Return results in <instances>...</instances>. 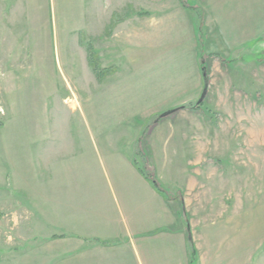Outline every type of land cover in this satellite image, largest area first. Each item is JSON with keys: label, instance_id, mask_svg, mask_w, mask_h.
Here are the masks:
<instances>
[{"label": "rangeland", "instance_id": "rangeland-1", "mask_svg": "<svg viewBox=\"0 0 264 264\" xmlns=\"http://www.w3.org/2000/svg\"><path fill=\"white\" fill-rule=\"evenodd\" d=\"M250 1L256 12L255 47L238 50L249 53L254 48L256 62L252 60L253 52L238 62L236 54H216L217 39L205 38L206 32L197 33L202 73L209 90L202 116H198L202 117L203 127L207 122L209 132L206 160L193 167L186 160L192 153V157L199 158L204 151L162 150V155L168 153L170 166L161 161L152 165L146 161L145 165L168 198L179 200L177 197L181 196L183 203L184 195L190 197L192 223L202 234L198 237L203 246V264H216L218 258L234 260L233 264H264V0ZM177 2L183 6L179 0H0L1 259L14 255L24 264L25 255L30 254L34 264H42L40 241L49 232L41 223V194H100L94 188V180L70 172L68 166L80 148L79 137L72 130L111 125L101 99L112 87L100 85L106 75L97 85L87 61L86 45L96 50L101 67L117 70L120 81L147 84L155 78L157 83L165 82L171 69L159 63L173 60H165L164 55L160 58L159 54L169 50L170 44L154 40L153 32L148 31L152 16L159 14L161 7ZM184 2L185 7L200 10L201 21L198 15L197 21L201 29V7L206 1ZM216 2L223 6L228 0ZM110 11L115 12L113 21L109 20ZM136 29L144 32H135ZM171 41L175 48L183 43L175 38ZM176 51H170V57ZM183 51L179 49V56ZM229 79L234 80L230 91L239 94V102L219 101ZM91 106L95 111H90ZM154 118L136 119V126H142L140 142L155 123L149 124ZM132 123L125 121L119 126L128 128ZM166 137L168 143L170 136ZM71 138L76 140L75 148ZM67 147L73 155L66 153L63 164H57L53 155ZM137 147L141 150L139 143ZM161 152L154 154L159 157ZM91 153L94 155L92 150ZM50 155L53 167L43 162ZM189 175H204L211 183L209 187L219 194L195 192L198 186L191 182L188 185ZM215 217V225H205V219ZM228 217L234 223L223 224L222 220ZM228 234L235 236L234 254L229 253L228 242H219ZM212 236L219 240L212 241ZM213 243L215 247L211 246Z\"/></svg>", "mask_w": 264, "mask_h": 264}, {"label": "crops", "instance_id": "crops-1", "mask_svg": "<svg viewBox=\"0 0 264 264\" xmlns=\"http://www.w3.org/2000/svg\"><path fill=\"white\" fill-rule=\"evenodd\" d=\"M205 1L204 7H201L204 13L201 29L194 9L181 6L178 2L176 5L161 7L159 14L152 16L153 24L148 32H153L154 40L159 39L170 44L169 50L159 54L160 58L164 55L165 60H173L165 64L159 63L160 66L171 69L165 82L157 83L153 78L147 84H132L120 81L117 70L106 75L102 83L96 79L97 85L101 83L100 85L112 87L105 98L101 99L106 104L105 117L111 125L105 128L89 125L85 129L72 130V134L79 137L77 146L80 148L77 158H73L68 166L70 172L81 173L94 180V188L100 194H41V223L49 232L40 241L39 255L42 264H203V246L199 238L202 234L197 224L192 223L188 202L190 197L184 195L183 203L174 198H165L138 172L132 161L138 143L150 165L161 161L170 166L172 162L167 153L169 150L185 149L190 153L204 151L205 154L199 153V158L192 157V153L186 160L193 167L201 166L204 158L206 160V152L210 148L209 132L205 127L207 122L203 127L202 117H198L202 114L203 105L199 110L179 108L156 119L141 142L139 139L142 126H136L135 122L137 118L147 121L153 116L200 98L204 103L208 98V87L203 90L204 75L202 52H198V32H206L205 38L212 36L210 39H217L218 49L214 53L228 56L236 54L237 57L234 58L238 62L246 60L245 54L253 52L252 60L256 62L254 48L249 53L238 50L255 47L256 12L255 6L251 7V1L228 0L223 6L216 0ZM114 13L109 12L110 21L114 20ZM135 32L144 31L136 29ZM209 32H214L215 37L209 35ZM172 38L183 41L179 48L173 46ZM179 49H184L180 56ZM173 50L177 51L170 57V51ZM154 56L157 57L155 51L152 58ZM232 83L233 79H229V83L227 80L226 91L220 94V102H239L240 98L236 96L239 94L234 95V91H230ZM186 94L188 96L184 99ZM193 96L197 97L193 99ZM92 110L94 108L91 106L90 111ZM125 121L127 124L132 121V127L119 126ZM167 135L170 136L168 143ZM70 141L75 148V138ZM162 150L167 151L165 155H162ZM155 152H161V155L157 157ZM66 153L73 155L69 147L64 152L58 151L53 155L57 164H63ZM97 153L98 158L95 159ZM43 162L53 167L54 159L50 155ZM189 182L191 185L194 183L195 187L198 186L195 188L197 193L205 190L204 194H219L213 187H209L211 183L204 175H189L188 185ZM214 219L217 218L205 219V225H215L218 220ZM226 221L229 222L228 225L230 222L234 223L230 217L223 219V224ZM188 231L196 250V261H192L188 250ZM232 235L233 237L230 234L223 236L221 240L212 236V241L218 239L220 244L228 242L227 246L231 247L229 253L234 254L236 244L235 236ZM211 246L215 247V243ZM25 256L24 264H34L33 255ZM214 259L212 260L215 263ZM22 260L20 258L18 261L13 255L0 258V264H20ZM225 261L218 258L216 264ZM233 261L226 262L233 264Z\"/></svg>", "mask_w": 264, "mask_h": 264}, {"label": "trees", "instance_id": "trees-1", "mask_svg": "<svg viewBox=\"0 0 264 264\" xmlns=\"http://www.w3.org/2000/svg\"><path fill=\"white\" fill-rule=\"evenodd\" d=\"M181 2V4L183 6H186L184 0H179ZM196 11V14L198 15V18L199 20L201 21V12L199 9L195 8L194 9ZM86 49V54H87V61H88V64L90 65L91 67V70L93 71L96 79L98 81L101 80V78L107 74H109L110 72L114 71L112 68H103L100 66V61H99V58L97 56V52L96 50L93 49V47L90 46V44L86 45L85 47ZM206 76H204V80H203V90L206 89V79H205ZM203 105V102H202V99L200 98L199 100L197 101H194V102H189V103H186L184 105H181V106H177L175 107L174 109L172 110H169L168 112H165L163 114H158L157 116H155V118L153 119L152 122H150L149 124L153 123L156 119L158 118H161L163 116H165L167 113H171L173 111H175L176 109H179V108H188V109H191V110H199ZM144 131V130H142ZM133 164L135 165L136 169L138 170V172L152 185V187L160 194H162L165 198H168V196L165 194V192L160 188V185L159 183L157 182L154 174L150 171L147 170L146 168V158L145 156L143 155V153L141 152V150L137 149L135 151V155H134V158H133ZM179 198L180 202L181 201V196L177 197ZM183 206V204H182ZM105 243V242H103ZM187 245H188V250L190 252V256L192 258V261L195 260V249L192 245V240H191V236H190V232L188 231L187 232Z\"/></svg>", "mask_w": 264, "mask_h": 264}]
</instances>
